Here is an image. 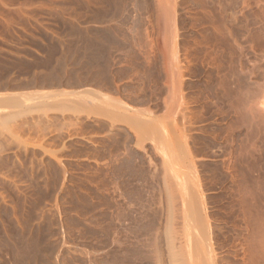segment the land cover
I'll list each match as a JSON object with an SVG mask.
<instances>
[{
	"label": "rangeland",
	"instance_id": "374dc122",
	"mask_svg": "<svg viewBox=\"0 0 264 264\" xmlns=\"http://www.w3.org/2000/svg\"><path fill=\"white\" fill-rule=\"evenodd\" d=\"M0 100V264H132L178 180L218 264H264V0H0Z\"/></svg>",
	"mask_w": 264,
	"mask_h": 264
},
{
	"label": "bare ground",
	"instance_id": "6f19581e",
	"mask_svg": "<svg viewBox=\"0 0 264 264\" xmlns=\"http://www.w3.org/2000/svg\"><path fill=\"white\" fill-rule=\"evenodd\" d=\"M63 94L51 93V92H49V93H39L38 92L34 95H31V94L25 95L24 99L26 102H36V101L40 102L43 100H52L54 98L58 99L57 97H62ZM96 98L94 96V100L98 101L99 104H95V103L90 104L87 107V109H89L90 112L87 111V113H91V114L93 113L94 115H97L98 117L103 116L104 119L107 118L108 120H111L112 123H116V122L122 123L123 122L124 124H126V126H128L131 130H133L137 134L138 137L140 136L141 139L143 138L142 136H145V135L149 136V134H151L154 131V128H155V127L153 128L154 125L152 126L151 123L146 121L142 117L143 116V115H141L142 113L132 112L133 114H128L127 112L130 111V107L125 105L124 102H123L124 103L123 104L121 102H118L120 100L116 101V99L114 100L111 97H108L106 95H101L100 98H97V99ZM15 101L16 100H13V102H15ZM100 102H101V105H100ZM164 102H166V104H167V101H164ZM5 103H11V102L7 101V100H2V101L0 100V106L2 104H5ZM108 104H112L116 110H119V109L123 110L124 114L119 113L121 111H119L118 114H117V112L114 113L116 110L113 111L112 110L113 108H110V109L107 108L108 106L110 107V105H108ZM150 113H151V111H150ZM91 114H89V115H91ZM152 121H153V119H152ZM154 133L156 134V131H154L153 134ZM169 171H171V170H169ZM172 174L175 175L174 173H172ZM165 179H166V177H165ZM180 179H181V177H180ZM165 187H167V186H165ZM169 190H171V189H168L167 192H169ZM171 191H173V190H171ZM196 192L197 191H195L194 187L188 186V184H186L185 182L179 181V180L176 182V193L178 195L177 198H179V203H180V210L179 211H180L181 219H180V217H178L181 220L180 226H177L178 222H177V224L175 223L176 222L175 221V217H176L175 214L177 213V209H175V204H174V201H175L174 198L175 197L173 198V196L170 197V195H167V198L169 196L172 200L171 201L169 200L167 202V205H166V213L167 214L165 215L166 221H165V225H164V231L162 233H159L158 235H156V237L153 235L155 238H154L151 246L149 245L150 248L148 249V251L146 250L147 254L140 255V256L136 254L135 256H133L131 258L132 264H218V261L216 259L217 257H215L216 254L214 255V251H213L214 247L212 248V243H211V240L209 237L208 224H207L205 216H203L202 212H201L202 211V204H200L198 202L199 201V200H197L198 195L195 196ZM169 193H171V192H169ZM163 209H165V208H163ZM155 212H154V214H155ZM159 214H160V212H159ZM151 215H152V213H151ZM161 216H163V215H161ZM161 220H162V217H161ZM150 222H151V220H150ZM150 229H152V228H150ZM160 232H161V230H160ZM126 255L127 254L123 251L121 257H123V259H126ZM122 264H126L125 260L122 261Z\"/></svg>",
	"mask_w": 264,
	"mask_h": 264
},
{
	"label": "crops",
	"instance_id": "0c3cea01",
	"mask_svg": "<svg viewBox=\"0 0 264 264\" xmlns=\"http://www.w3.org/2000/svg\"><path fill=\"white\" fill-rule=\"evenodd\" d=\"M51 93H59V94H66V92H51ZM56 108H59V106L58 107H56Z\"/></svg>",
	"mask_w": 264,
	"mask_h": 264
}]
</instances>
